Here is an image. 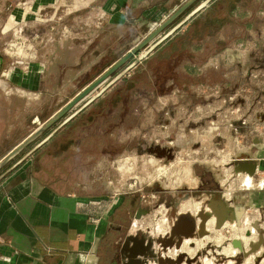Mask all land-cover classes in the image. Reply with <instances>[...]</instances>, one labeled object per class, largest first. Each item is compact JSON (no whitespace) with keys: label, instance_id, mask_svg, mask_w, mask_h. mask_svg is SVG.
<instances>
[{"label":"rangeland","instance_id":"1","mask_svg":"<svg viewBox=\"0 0 264 264\" xmlns=\"http://www.w3.org/2000/svg\"><path fill=\"white\" fill-rule=\"evenodd\" d=\"M24 1L0 0V152L15 140L21 129L33 130L92 82L96 76L93 73L99 68H88L86 63L94 54L91 51L94 45L87 46L80 60L79 52L72 48L76 37L81 43L86 41L87 24L77 20L75 27L74 19H70L71 6L55 5L37 14L30 13V20L19 22L18 18L13 25H7L14 12L21 13ZM258 14L264 24V0ZM180 20L181 17L170 23L148 46ZM236 41L239 49L232 52L234 57L222 56L219 63L212 61L218 67L226 61L219 85L190 86L183 90L178 88L181 83H177L176 93H170L171 86L163 78L150 85L148 74L138 66L141 61L109 88L102 100L100 96L92 102L72 119L71 125L62 127L40 148L43 160L39 167L44 168L46 178L58 182L61 189L105 197L110 209L117 207L111 215L109 237L114 264H124L128 259L125 251L130 254L126 249L134 246L135 238L150 246L144 257H134L136 264H179L183 255L180 264H264V249L254 257L247 253L250 245L245 251L234 249L232 243L240 229L246 236L250 232V239L254 237L253 221L259 220L264 226V206L255 207L248 202L250 190L243 186L245 172H236L234 164L237 157L253 153L254 139L264 140V32L262 36L246 35ZM248 42L252 46L246 49ZM138 56L139 52L17 158L31 150ZM75 60H79L81 67L87 64L84 70L88 69L76 81L70 75L74 73ZM59 63L66 64L68 70L45 69ZM38 66L45 78L41 90L36 91L32 86L36 87L39 81L31 74ZM125 77L128 80H123ZM91 78L92 81L82 85ZM214 191L221 194V200L231 209L230 213L227 210L221 226L216 224ZM235 207L245 208L242 218H235ZM205 214L209 232L202 234L200 225ZM181 215L196 222V234L186 240L183 249L176 244L165 247L170 227ZM255 232L254 241L258 240ZM187 249L194 252L188 253ZM227 250L233 253L225 254Z\"/></svg>","mask_w":264,"mask_h":264},{"label":"crops","instance_id":"2","mask_svg":"<svg viewBox=\"0 0 264 264\" xmlns=\"http://www.w3.org/2000/svg\"><path fill=\"white\" fill-rule=\"evenodd\" d=\"M188 1L25 0L21 13L14 12L7 25H13L18 18L19 22L30 20L32 17L30 13L37 14L55 5L71 6L70 19H74L75 27L77 20L86 21L84 23L87 24L84 27L86 41L81 43L76 37L72 48L74 52H79L80 60L87 46L94 45L91 50L94 54L90 55V60L88 59L89 62L86 63L88 68L99 67L96 73H93L98 76ZM203 1L193 0L174 21L180 17L181 20L185 18ZM262 1L213 0L181 29L156 47L138 65L143 68L140 70L148 74L150 85H155L163 78V81L171 86L170 93H176L174 84L177 83H181L178 88L183 90L190 86L195 88L202 85H219L222 81L221 69L226 61L220 62L219 67L213 65L212 61L217 60L219 63L220 57L233 56L232 52L239 49L236 41L238 37L263 35L264 24L259 21L262 17L258 14ZM89 36L92 38L89 39ZM247 44L246 49L252 46L249 42ZM60 50L61 47L58 51ZM79 60L72 62L74 73L70 75L74 81L88 73V69L84 70L87 64L81 67ZM59 65L56 67L47 65L45 69H56L59 72L63 67L68 70L66 64ZM39 69L40 66L31 74L39 81L36 87L32 86L36 91L41 90L45 78ZM215 74L218 75L217 78H214ZM96 76H93V79ZM126 78L123 80H128ZM93 79L82 82L84 83L82 85ZM135 80L136 78L132 79ZM33 84L35 83L32 82ZM104 97L105 95L101 96V99ZM70 98L72 97L66 101ZM18 109L17 112L20 111ZM36 120L37 118L32 122ZM21 130L15 135V140L0 152V159L33 131L26 127ZM252 145L253 153L244 158L248 160L247 163L257 165L256 175L245 173L246 182L245 185L243 182V186L244 189L250 190L248 202L255 207H263L264 140L254 139ZM41 151L39 149L35 153L37 155L32 154L0 178V264H109L114 258L111 257L109 246L113 220L111 215L117 207L110 209L105 197L61 189L58 182L54 183L46 178L44 168L39 167L43 160ZM21 157L16 156L12 159L9 167ZM7 169L2 168L0 176ZM235 197L234 202L237 203L236 194ZM215 199L219 208L225 206L229 211V207L219 196ZM236 207L235 218H242L245 208ZM258 221L252 222L255 229L252 233L254 237L244 244L246 248L251 242L258 241H254L255 231L259 239V230L264 229L263 224L260 225ZM147 246L148 244L142 243V248L136 252H132L134 247L127 248L130 254L126 252L128 259L124 264H128L129 261L135 262L136 255L144 257L147 253L143 254L144 249ZM262 249L264 244L253 253L254 257L263 252Z\"/></svg>","mask_w":264,"mask_h":264},{"label":"water","instance_id":"3","mask_svg":"<svg viewBox=\"0 0 264 264\" xmlns=\"http://www.w3.org/2000/svg\"><path fill=\"white\" fill-rule=\"evenodd\" d=\"M189 0L187 3L182 5L175 13H173L168 19L163 21L158 27L151 31L144 39L138 42L133 48H131L127 53H125L120 59L115 61L110 67L104 70L100 75H98L92 82L86 85L82 90L70 98L61 108H59L55 113H53L48 119L37 126L27 137L20 141L14 148H12L5 156L0 159V170L4 168L12 159L18 156L30 143L34 142L44 131L55 124L59 119H61L69 110H71L79 101H81L86 95L92 92L98 85H100L104 80H106L113 72L120 68L124 63H126L133 55L139 52V56L125 69H123L118 75H116L109 83L102 87L95 95H93L89 100H87L83 105H81L76 111L70 114L64 121H62L56 128H54L44 139L37 143L31 150H29L25 155H23L15 164L9 167L1 176L12 171L16 166L22 163L26 158L35 153L43 145H45L62 127L69 123L76 115L86 109L92 102L102 96L109 88H111L119 79H121L127 72L138 65L141 61L148 57L152 51L158 47L162 42L172 36L177 32L182 26H184L193 16L209 5L213 0H204L201 2L193 11H191L185 18H183L178 24L171 28L165 35L154 42L151 46H148L175 18H177L182 11L192 2ZM148 46V47H147ZM147 47V48H146ZM245 158L235 159V171L245 172L254 175L257 170V165L254 163H247ZM258 224V223H257ZM256 224V225H257ZM261 242L264 244V229L259 230ZM250 236V232L247 233ZM234 247H238L241 250H245L243 243L238 239H233L232 241ZM261 243V244H262ZM250 250L247 251L248 255L254 253L256 242H251ZM184 256V255H183ZM183 256L177 263H182Z\"/></svg>","mask_w":264,"mask_h":264},{"label":"flooded vegetation","instance_id":"4","mask_svg":"<svg viewBox=\"0 0 264 264\" xmlns=\"http://www.w3.org/2000/svg\"><path fill=\"white\" fill-rule=\"evenodd\" d=\"M220 195L221 194L219 192L217 193V192L214 191L213 198H216L217 196H219V198H220ZM213 206L217 210V223L216 224L217 225L219 224L218 226H221L223 221H224L225 214L227 213V209L225 208V206L219 208L218 207V203H217V199L213 200ZM173 210H175V209H173ZM230 211H231V209L229 208V213H230ZM184 214L187 215V213H184ZM174 215H176V214H174ZM207 216L208 215H206V214L204 215V218H203L202 223L200 225L201 226L200 227V230H201L200 232L202 234H207L209 232V230H208V228L206 227V224H205L206 221H207V219H206ZM170 228H171V232H170L169 236L167 237V239H165L164 243H166L169 239H171L174 242L179 241V240L181 241V240H183V238L189 239L188 237L190 235L192 237L194 234H196L195 231L197 230V224H196L195 221L192 222L191 220H189L187 218V216L181 215V216L177 217L176 221L174 222V224ZM187 239H184L185 242H186ZM134 242L135 243H134V246H133L134 248H133L132 252L139 251L142 248V243L139 241L138 238H135ZM184 243H183V245H184ZM183 245H182V247H183ZM144 250H145L144 252H149L150 251V246L148 245ZM125 253H126V251H125ZM114 263H115V261H114V258H113L110 261L109 264H114ZM128 264H135V262L132 263V261H129Z\"/></svg>","mask_w":264,"mask_h":264},{"label":"bare ground","instance_id":"5","mask_svg":"<svg viewBox=\"0 0 264 264\" xmlns=\"http://www.w3.org/2000/svg\"><path fill=\"white\" fill-rule=\"evenodd\" d=\"M249 182V181H248ZM249 184V183H248ZM219 225V224H218ZM257 227V226H256ZM236 236L238 237V238H240L239 240H241L242 241V243H243V245L244 244H247L249 241H250V237H248V236H246L245 234H243V231L240 229V230H238L237 232H236ZM191 237V235L188 237V238H190ZM238 238H235V239H238ZM184 239H187V238H183V240H179V241H176V242H174V241H172L171 239H169L166 243H164V245H165V247H168V246H172V245H177V247H179V248H182V245H183V243L185 242V240ZM218 239V238H217ZM220 241V240H219ZM201 242V241H200ZM199 242V244L201 245L202 243H200ZM255 243V242H254ZM262 242H261V238H260V235H259V239H258V241H256V245H255V250H254V252L255 251H257L258 249H259V247L263 244H261ZM244 247L246 248V246L244 245ZM186 248H187V245H186ZM183 249V248H182ZM234 249H237L236 247H234ZM187 251H188V253H193L194 251H193V249L192 250H190V249H187ZM146 252H144L143 254H145ZM230 253H233L232 251H229V250H227L226 252H225V254H230ZM150 254V253H149ZM133 256V255H132ZM169 258V257H168ZM171 261H172V259H170ZM167 261V258L163 261V263L164 262H166ZM239 261H241V259H239ZM207 263H208V261H206ZM209 264V263H208ZM247 264V263H246Z\"/></svg>","mask_w":264,"mask_h":264},{"label":"trees","instance_id":"6","mask_svg":"<svg viewBox=\"0 0 264 264\" xmlns=\"http://www.w3.org/2000/svg\"><path fill=\"white\" fill-rule=\"evenodd\" d=\"M99 100H102V99H101V97L99 98ZM86 109H87V108H86ZM86 109H84L83 111H85ZM83 111H82V112H83ZM72 122H73V120H71V121H70L68 124H66V126H69V125H71V124H72Z\"/></svg>","mask_w":264,"mask_h":264}]
</instances>
